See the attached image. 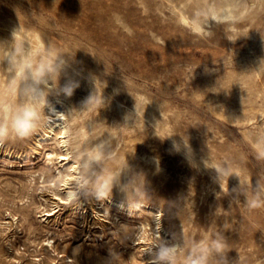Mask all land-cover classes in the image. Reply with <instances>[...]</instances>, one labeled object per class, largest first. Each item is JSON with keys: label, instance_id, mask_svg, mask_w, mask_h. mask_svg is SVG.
<instances>
[{"label": "rangeland", "instance_id": "rangeland-1", "mask_svg": "<svg viewBox=\"0 0 264 264\" xmlns=\"http://www.w3.org/2000/svg\"><path fill=\"white\" fill-rule=\"evenodd\" d=\"M174 1L0 0V34L19 27L30 31L34 49L40 35L55 49L75 56L80 71H72L77 78L71 70L69 76L79 80V86L70 98L50 97L69 101L63 118H69L76 143L114 134L116 159L108 166L116 168L127 160L145 176L149 193V202L134 214L95 200L101 219L88 204L87 220L66 207L43 230H30L22 222L9 229L3 222L8 211L21 218L26 211L21 202L40 201L42 182L37 180L31 188L24 177L28 171L38 174L43 158L36 155L33 163L18 166L19 159L2 151L0 264H39L32 258L45 253L34 250L31 241L45 236L68 247L79 245L73 254L68 250L74 264H107L110 250L119 254V264H148L143 249L148 245L137 224L145 216L153 224L150 208L160 209L168 238L174 235L178 242L205 246L218 241L227 264H264V0H233L234 19L228 22L211 20L219 0ZM189 2L195 6L189 8ZM181 13L202 27L192 28L181 20ZM205 16L207 23L202 22ZM1 79L0 90L5 86ZM94 91L91 110L80 112ZM135 107V122L124 124ZM71 110L75 112L68 114ZM34 134L19 145L9 139L3 148L32 152ZM182 137L189 141L190 155L183 146L179 151L173 146ZM47 142L44 149L51 146ZM205 162L230 174L218 179ZM69 164L56 162L52 173H66ZM112 197L123 201L116 188ZM34 205L28 210L33 222L43 218ZM121 226L134 232L135 239L120 240L116 231ZM52 264L64 262L56 259Z\"/></svg>", "mask_w": 264, "mask_h": 264}, {"label": "clouds", "instance_id": "clouds-1", "mask_svg": "<svg viewBox=\"0 0 264 264\" xmlns=\"http://www.w3.org/2000/svg\"><path fill=\"white\" fill-rule=\"evenodd\" d=\"M222 12L221 15L213 14L211 20L228 22L234 19L226 11ZM202 22L207 23L208 17L205 16ZM74 57L67 51L55 49L51 44L34 49L29 37L22 34L19 27L12 30L9 39L0 40V69L8 77V95L17 98L14 104L0 105V144L9 139L22 140L30 137L38 129L50 124L52 116L49 113L52 106L49 96L63 94L71 97L79 86V82L69 76ZM62 76L68 77L63 86L60 85ZM93 80L95 83V78ZM95 91L83 101L80 112L91 110L95 102ZM72 111L67 113L71 114ZM58 114L61 113L56 115ZM136 118L135 107L134 112L124 117V124L135 122ZM60 119L63 120V115H60ZM69 127L65 125L66 131ZM115 139L114 134L108 133L76 143L77 138L70 131L67 132L65 147L76 143L69 151V156L75 162L76 172L68 186L69 202L76 203L79 207L82 200L104 201L111 198L114 188L123 194L120 207L126 208L129 214L136 213L149 202L146 180L142 173L135 172L127 160L116 168L108 166L110 161L116 159L113 151ZM173 146L177 151L183 146L186 154L192 153L189 141H185L183 137L181 142L173 141ZM206 166L216 170L218 179L221 175L230 174L227 168L209 166L208 163ZM122 176L125 178L123 181ZM116 233L122 241L135 239V233L122 226ZM157 233L155 241L145 250L150 256L148 264H178L181 253L185 252L182 264H210L213 259L216 264H227L224 249L218 241L209 246L195 241L170 242ZM119 259V254L110 250L107 264H119Z\"/></svg>", "mask_w": 264, "mask_h": 264}, {"label": "bare ground", "instance_id": "bare-ground-1", "mask_svg": "<svg viewBox=\"0 0 264 264\" xmlns=\"http://www.w3.org/2000/svg\"><path fill=\"white\" fill-rule=\"evenodd\" d=\"M180 1H182V0H180ZM187 1H189V0H187ZM200 1H202V0H200ZM215 1L217 2V0H215ZM189 3H190V7L189 8H191L192 5H193L192 7L195 6L194 3L198 4V1L194 2V3L193 2H189ZM179 5H180V3H179ZM214 5H215V3H214ZM233 6H234V1L233 0H219L218 7H212V10H213L212 12L214 14H216V15H221V14H223V12H222V10H223V11H226L228 14L232 15L233 11H234L233 10V8H234ZM202 7H203V5H202ZM176 8H178V5H177ZM184 8H185V6H184ZM235 9H236V7H235ZM180 11H182V9ZM186 11L188 12V10H186ZM192 12H191V14L194 15V12L193 13ZM199 12H200V9H199ZM206 12L208 14V9L207 8H206ZM191 18H192L191 16L189 18L188 15H185L184 13H181V20L185 21V23H187V24L192 25V28L195 27V29L196 28L200 29L202 27V24L200 22L196 21L195 19H191ZM200 18L203 19L202 17H200ZM200 21H202V20H200ZM180 22H182V21H180ZM7 27H8V25H7ZM1 28H4V27H1ZM14 28H16V27H11L9 29L10 31L8 33H7V30L5 32H2L0 34V40L9 39L10 35H11V32H12V30ZM1 31H3V29ZM200 31H202V30H200ZM20 32L22 34H26L28 36L30 31L27 34V32L25 30L20 29ZM36 36H37V40L36 41L32 40V41H34L36 43V48H39L41 46H45L46 47V46L49 45L48 42H46V39L44 40L40 35H36ZM77 66L78 65L73 63L72 69H71V73L74 72L73 71L74 69H77L78 71H80V69ZM83 71H85V70H83ZM75 73H73V74L76 77ZM81 74H82V72H81ZM81 76H80V78L83 77V76L82 77ZM0 78H2L1 80H3V82L5 84V86H3L2 89L0 90V105H7V104L16 103L17 102V98L8 95V91L7 90L9 88V81H8V77H7L6 73L2 69H0ZM67 79H68V77L62 76L61 79H60L61 84L64 85L66 83ZM83 79L84 78H82V80ZM81 83H82V81H81ZM94 87H95V84H94ZM50 96H49L48 99H49L50 104L52 106V111L49 114L52 116V120L50 121V124H48V125H46V126L41 128L42 132L38 129L35 134L33 133L34 136H33L32 142L30 141L31 142V147H32V152H30V151L18 152L17 151L15 153H13V152H11L8 149L3 148L4 147L3 144H0V154H2V151H3V152L6 153L5 154L6 156H9L10 158L19 159L20 162H19L18 166H26V165H28L30 163H33L31 161V159L33 157H35L36 155H40L43 158L41 171L38 172V174H36L35 171H28L26 177H24V181L26 182V184L29 183L31 188H32V184H35L37 182V180L42 182V184H41L42 187H41V190H40V192H41L40 201H38V203H36V201H34L31 198L29 200V202H27L28 199H26L24 202H21L22 205H25L24 207H25V210H26V211H23V214L21 215V218L16 216L15 213H13L11 211H8V215H7L8 219L3 220V222L5 224H7V227L9 229L15 228L16 226L19 225L20 222H22L26 226V228H28L30 230L31 229L34 230V228H38V227H40L43 230V229L46 228L47 225H50V224L52 225L53 223H55V221H56L55 220V217H56L55 214L58 211H60L61 209H64L66 207H68V210L71 213L81 214L82 218L87 220L88 212H89V210L87 208L88 204L90 205V208H92L93 211L96 213L95 214L96 217H98V219H101L100 218L101 214H99V210L96 209V206H95L96 203H97L95 200H90V202L82 200L81 205L78 207L76 203L69 202L68 199H67L68 186H70L69 182L76 175V172H75V162L69 156V151H71L70 147H68V148L65 147V140L67 139V132L70 129V127H69L67 129V131H66L65 125L67 124L68 126H70L69 118H63V120H61L60 119V115L64 116L65 115V111L67 110L66 108H69L71 105L69 106V104H68L69 101L67 102V99H65V98L64 99L61 98L59 100L58 99L57 100H52V98ZM52 97H55V96H52ZM65 97L67 98V96H65ZM73 99H74V97H73ZM77 104H80V103H77ZM75 107H76V105L73 108H75ZM46 112H48V109H46ZM57 113H61V114L56 115ZM97 120H98V118H97ZM24 139H22V140L21 139H10V140L12 142H16L18 144V143L23 142ZM47 141H49L51 143V146L48 149L47 148L44 149L45 144L48 143ZM56 162L60 163V165H64L66 163H70L68 165L67 172L63 174L62 171L60 169H58V171L56 173H52L51 166H53ZM46 173H50V177L49 178L46 176ZM37 176H39V177H37ZM41 177H42V179L39 180V178H41ZM43 186H45L44 187L45 188V192H44ZM105 200H106L107 208L108 207H115V206L120 207V205L122 203L120 200H118V199H116V198H114L112 196H111L110 199H105ZM25 202H27V203H25ZM31 203H34L35 204L34 206L38 207V211L41 212L39 216H43V218L40 219L39 221L36 220V221L33 222V220L29 216L30 212L28 210H29V206H30ZM107 213H110V211L107 210ZM149 213H150V216H151V218L153 220V224H151V222L148 220V218L146 216L144 218L140 219L138 221L139 224H137L138 231H141V237L140 238H143V241L145 242V244L148 245V246H145L143 249L146 250L155 241L156 236L158 234L157 232H159V235L161 236V238L167 239L170 242H177V240H175V238H174V235H173L172 238H170V237L168 238L169 235H166L167 233H166V229H165L164 224H163L162 219H161L162 215H161L160 209L159 208H150ZM105 222H113V220H106ZM94 223H96V222L93 221V220L90 222V224H94ZM95 226H97V225L94 224L93 227H95ZM148 231H151V232H148ZM149 233L151 235H149ZM35 240L36 239H33L31 241V242H33V245H34L33 249L36 250V251L41 250V251H43L45 253L44 256H42V257L35 256V257L32 258L33 260L38 261L39 264H42V263L52 264V263L55 262L56 259L57 260L60 259V261L64 262V264H74L73 256L68 253V250H71V252L73 254V253L77 252L80 249L79 245H75L74 244V245H71L70 247H68L67 244H62V242L60 243V241L58 242L55 239H53L52 237H50V236H45V237L41 238L38 241H35ZM16 252H19V250L16 249ZM146 254H147V256L146 255L145 256L147 258V263H148V261L150 260V256H149L148 253H146Z\"/></svg>", "mask_w": 264, "mask_h": 264}]
</instances>
